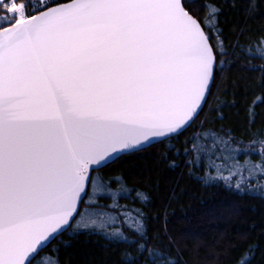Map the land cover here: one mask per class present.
I'll use <instances>...</instances> for the list:
<instances>
[{"label":"snow or ice","instance_id":"1","mask_svg":"<svg viewBox=\"0 0 264 264\" xmlns=\"http://www.w3.org/2000/svg\"><path fill=\"white\" fill-rule=\"evenodd\" d=\"M220 13L217 0H0V264H62V237L81 234L117 264H175L150 243L149 193L113 167L154 145L171 168L264 198V151L249 158L216 126L234 101H209L229 57L264 61V34L233 43ZM259 71L246 123L264 146Z\"/></svg>","mask_w":264,"mask_h":264},{"label":"trees","instance_id":"2","mask_svg":"<svg viewBox=\"0 0 264 264\" xmlns=\"http://www.w3.org/2000/svg\"><path fill=\"white\" fill-rule=\"evenodd\" d=\"M217 4L220 26L233 43L247 44L264 34V0H217ZM261 66L260 59L229 57L223 77L217 76L209 96L210 102L214 96L229 105L235 102L225 108V120L216 126L231 127L235 137L244 141L238 147L248 150L254 160L264 146L248 144L247 105L262 87ZM255 113L252 132H264V105L257 106ZM163 150V145H154L113 165L130 177V185L142 187L151 197L147 227L148 235L156 239L150 243L166 249L175 264H236L249 248L254 249L247 253L250 264H264V198L229 190L222 183L206 184L182 164L171 168L160 159ZM239 159L243 162L244 155ZM62 239L67 243L61 246L62 264H117L120 259L119 250L101 236L81 234L72 239L65 235Z\"/></svg>","mask_w":264,"mask_h":264}]
</instances>
